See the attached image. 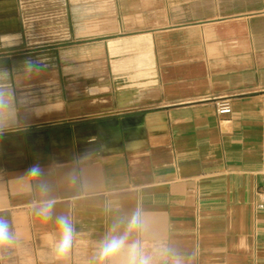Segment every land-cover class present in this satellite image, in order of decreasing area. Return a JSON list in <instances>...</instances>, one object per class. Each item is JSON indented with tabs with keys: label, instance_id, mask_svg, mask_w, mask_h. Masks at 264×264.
<instances>
[{
	"label": "crops",
	"instance_id": "obj_1",
	"mask_svg": "<svg viewBox=\"0 0 264 264\" xmlns=\"http://www.w3.org/2000/svg\"><path fill=\"white\" fill-rule=\"evenodd\" d=\"M0 98V215L19 241L0 264H90L136 210L153 253L264 264V0H0ZM40 183L74 224L64 258L33 212Z\"/></svg>",
	"mask_w": 264,
	"mask_h": 264
},
{
	"label": "clouds",
	"instance_id": "obj_2",
	"mask_svg": "<svg viewBox=\"0 0 264 264\" xmlns=\"http://www.w3.org/2000/svg\"><path fill=\"white\" fill-rule=\"evenodd\" d=\"M29 72H39V63L28 61ZM2 99V98H0ZM33 178H39L41 169L33 165L30 169ZM39 198L32 204L34 214L44 222L54 221L55 231L51 234L52 255L64 258L70 252L75 228L68 215L55 213L56 201L49 194L43 183L36 186ZM29 191H33L29 186ZM147 226L142 213L133 211L127 216H114L105 235L98 242L90 264H184L182 256L172 248L164 245L157 253L147 250L142 234ZM11 222L0 215V250H8L18 244Z\"/></svg>",
	"mask_w": 264,
	"mask_h": 264
},
{
	"label": "built area",
	"instance_id": "obj_3",
	"mask_svg": "<svg viewBox=\"0 0 264 264\" xmlns=\"http://www.w3.org/2000/svg\"><path fill=\"white\" fill-rule=\"evenodd\" d=\"M216 112L220 117L229 116L232 113V107L228 99H220L216 103ZM257 211L264 212V181L257 189V201L255 203Z\"/></svg>",
	"mask_w": 264,
	"mask_h": 264
}]
</instances>
